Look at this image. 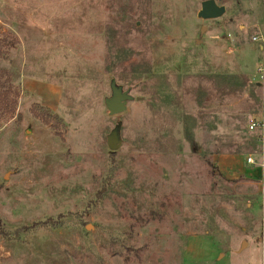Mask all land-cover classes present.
<instances>
[{"label":"rangeland","instance_id":"374dc122","mask_svg":"<svg viewBox=\"0 0 264 264\" xmlns=\"http://www.w3.org/2000/svg\"><path fill=\"white\" fill-rule=\"evenodd\" d=\"M203 1L0 0V264H264V0Z\"/></svg>","mask_w":264,"mask_h":264},{"label":"water","instance_id":"95a60500","mask_svg":"<svg viewBox=\"0 0 264 264\" xmlns=\"http://www.w3.org/2000/svg\"><path fill=\"white\" fill-rule=\"evenodd\" d=\"M225 13L223 6H218L214 0H205L200 5L197 17L202 20H214L220 18ZM111 96L104 100V105L110 116H116L126 111V104L132 100L127 91L115 86L114 82L110 84ZM107 147L110 151H116L121 141L119 139V128L116 127L106 138Z\"/></svg>","mask_w":264,"mask_h":264},{"label":"built area","instance_id":"2783aa9c","mask_svg":"<svg viewBox=\"0 0 264 264\" xmlns=\"http://www.w3.org/2000/svg\"><path fill=\"white\" fill-rule=\"evenodd\" d=\"M255 41H260L264 46V38H254ZM258 72H262L259 69ZM247 130L257 134L260 143V150L258 153H250L244 157V163L251 171H258L261 179H264V110L257 116L249 118L247 122ZM259 148V147H258ZM264 207V202H263Z\"/></svg>","mask_w":264,"mask_h":264},{"label":"crops","instance_id":"0c3cea01","mask_svg":"<svg viewBox=\"0 0 264 264\" xmlns=\"http://www.w3.org/2000/svg\"><path fill=\"white\" fill-rule=\"evenodd\" d=\"M242 161H243V159H242ZM239 162H240V160H239ZM230 164H231V162H230ZM239 164L240 163H238V166H239ZM239 169H241L240 172H243V174L248 176V177L250 175L253 176L254 178L257 177V176L260 177V173L258 171H256V170L255 171H251V170L247 169L246 166L244 167V163H243V168L241 166V167H239Z\"/></svg>","mask_w":264,"mask_h":264},{"label":"trees","instance_id":"16d2710c","mask_svg":"<svg viewBox=\"0 0 264 264\" xmlns=\"http://www.w3.org/2000/svg\"><path fill=\"white\" fill-rule=\"evenodd\" d=\"M1 101V100H0Z\"/></svg>","mask_w":264,"mask_h":264}]
</instances>
